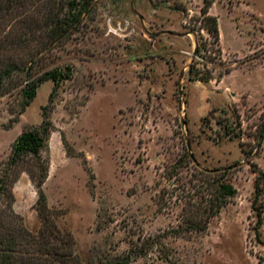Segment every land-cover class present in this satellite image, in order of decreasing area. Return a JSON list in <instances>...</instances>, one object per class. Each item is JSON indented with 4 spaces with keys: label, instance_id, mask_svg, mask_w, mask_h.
I'll use <instances>...</instances> for the list:
<instances>
[{
    "label": "rangeland",
    "instance_id": "374dc122",
    "mask_svg": "<svg viewBox=\"0 0 264 264\" xmlns=\"http://www.w3.org/2000/svg\"><path fill=\"white\" fill-rule=\"evenodd\" d=\"M69 1L0 0V72L11 69L0 86V177L9 174L0 217L12 208L28 230L42 229L44 164L50 222L74 238L82 264L126 254L129 264H264V221L258 238L252 208L254 169L264 171V0H214L221 54L204 0H94L72 12ZM191 64L210 80L191 79ZM55 69L70 74L41 160L10 169L14 142L42 123L55 82H42L24 111L23 89ZM224 172L237 194L206 230L187 227ZM258 205L264 217V194Z\"/></svg>",
    "mask_w": 264,
    "mask_h": 264
},
{
    "label": "trees",
    "instance_id": "16d2710c",
    "mask_svg": "<svg viewBox=\"0 0 264 264\" xmlns=\"http://www.w3.org/2000/svg\"><path fill=\"white\" fill-rule=\"evenodd\" d=\"M94 0H71L69 1L70 12L74 11L79 5L83 9H88ZM214 0H204V6L202 7V13L204 18L209 21L210 25L208 29L210 32L214 33L216 37V43L218 47L215 49L216 54H221V49L219 46L220 31L218 19L216 16L209 15V8ZM82 10V9H81ZM81 11L78 14H65L61 19L57 21L58 31H66L67 26H71L79 20ZM190 78L197 79L202 82L210 80L209 75H199L200 70L191 64L189 67ZM11 69L7 68L0 72V86L3 80L10 75ZM70 69L65 73L60 69H55L53 71H48L44 73L41 77L34 79L32 82L28 83L23 89L24 100L22 103V111L34 100L37 96V88L40 84L46 80H53L55 82V87L50 94L49 104L44 107L43 120L42 123L32 129L26 130L21 133L13 144L12 152L9 158L8 167L11 169L13 166L19 164L21 160L28 156H33L34 158L41 160L42 150L46 147V141L49 139L51 134V128L53 126L49 115V109L51 103L53 102L57 87L60 82L69 77ZM227 134H232L234 129L230 128L228 125L225 126ZM238 136V135H235ZM257 140L260 145L264 141V122L260 125L257 134ZM243 151L247 158L250 154L248 150L243 147ZM193 161H196L192 155H189ZM40 168V179L36 182V177L33 170H30V174L33 180L36 182V188L38 189V200H37V210L40 219L42 220V229L37 233H33L26 228L22 217L18 215L11 208L7 217H0V264H82L79 257L73 254L70 249V244L74 243V238L69 234H64L56 228V225L49 219L51 217V212L48 208V198L45 190L43 189V184L48 176V168L41 164ZM256 173L255 177V197L252 202V208L257 214V224H256V235L258 238L261 237L260 227L263 224V205H258L259 198L264 194V171L261 169H254ZM8 173H4L0 177V198L8 192L9 178ZM217 188L215 190V196L210 199V202L200 203L196 213L192 217L187 218V227L195 228L197 230H206L208 228L210 219L218 214L221 209L227 204V200L237 194V189L235 186L226 180L225 172L215 179ZM208 216L204 218L205 213ZM203 215L200 217V215ZM200 217V218H199ZM20 219L18 222L16 219ZM52 224L54 227H52ZM68 235V236H67ZM143 255L142 252H138L137 256ZM131 254L122 255L116 257L115 259L108 261L105 264H129L131 262Z\"/></svg>",
    "mask_w": 264,
    "mask_h": 264
},
{
    "label": "water",
    "instance_id": "95a60500",
    "mask_svg": "<svg viewBox=\"0 0 264 264\" xmlns=\"http://www.w3.org/2000/svg\"><path fill=\"white\" fill-rule=\"evenodd\" d=\"M132 10H133L136 14H138V15L140 16L141 19L143 18L142 15H140V14L138 13V11H137L136 9H134V7H132ZM198 53H199V47L196 45L195 50H194V53H193V56L196 57V56L198 55ZM188 145H189V149H190V143H189Z\"/></svg>",
    "mask_w": 264,
    "mask_h": 264
}]
</instances>
